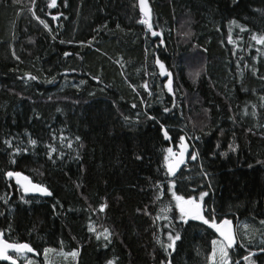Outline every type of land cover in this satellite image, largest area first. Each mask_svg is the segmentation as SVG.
Returning a JSON list of instances; mask_svg holds the SVG:
<instances>
[{
  "label": "trees",
  "instance_id": "16d2710c",
  "mask_svg": "<svg viewBox=\"0 0 264 264\" xmlns=\"http://www.w3.org/2000/svg\"><path fill=\"white\" fill-rule=\"evenodd\" d=\"M49 2L0 0V233L37 253L11 256L18 264L218 262L209 259L215 229L181 221L174 192L199 202L206 219L231 220L232 264H249L243 256L264 264V45L252 39L264 35V0H148L158 37L138 23L136 0ZM181 136L192 146L169 176L164 158L180 150ZM6 170L52 195L24 194ZM105 228L109 239H97ZM169 233L181 237L174 249L162 247Z\"/></svg>",
  "mask_w": 264,
  "mask_h": 264
},
{
  "label": "snow or ice",
  "instance_id": "6c2138e0",
  "mask_svg": "<svg viewBox=\"0 0 264 264\" xmlns=\"http://www.w3.org/2000/svg\"><path fill=\"white\" fill-rule=\"evenodd\" d=\"M33 2H35V0H33ZM136 2L139 5V11L141 13L142 18L138 21V23L140 24H144L147 26V31L151 32V35L153 37H158L161 34L157 31H154L152 28V25L149 22V17H150V9L148 8V5L146 3V0H136ZM56 7V0H50V2L48 3V8H54ZM35 18V15H34ZM57 17L53 16L52 19L55 20ZM40 23H44L43 21H40ZM46 28L48 27V25H44ZM242 31L245 29H241ZM185 35L190 36L191 33L187 32L185 33ZM252 39L255 40V42L257 44L260 45H264V35H255L253 34ZM159 43L163 44L164 41L161 40ZM65 56L70 55V53L65 52L64 54ZM155 64L156 66L159 68L160 70V75L161 76H166L168 77V80L166 83H164V88H167L170 94H173V89H172V78H171V73L168 72L165 68L164 63L161 62V60L159 58H157L155 60ZM199 73H195V76H198ZM27 79H31V80H35L37 79V77L35 76H31L28 75L26 77ZM145 90H148V85L145 84L144 85ZM135 107V105H134ZM165 112H168L169 109L165 108L164 109ZM255 114V113H253ZM149 119H154V117H149ZM160 131L163 133L165 140L169 139V134L166 131L165 127L163 125H161V129ZM63 139V138H62ZM4 143L7 145V147L9 149L13 148V145L11 144L10 141L5 140ZM36 141L35 140H29V144L32 146L36 145ZM181 147V152L179 154H172L173 155V161L171 163H167V172L168 175L171 176L175 173L176 169L179 168V166L181 164L184 163V153L186 151V146H185V137L181 136L180 137V145ZM69 147H71V144H69ZM232 151H235L236 149L234 147H232L231 145L229 146ZM21 151L20 148H15L13 154L19 153ZM26 151V149H25ZM55 151V149H50L48 152V156L51 159L52 158V153ZM167 151L171 154L172 150L171 149H167ZM221 155L223 156L224 153H221ZM192 159H196V153H191ZM136 159H141L140 156H137ZM165 161L167 162L169 160L168 156H165ZM15 161H13L14 163ZM3 175L8 178V179H12L15 178L16 184L20 185L23 188V191L25 193H28L30 191L32 192H38L41 195H45V196H50L52 195L51 192L48 191V189L40 184H34L31 181L28 180V178L26 176H22L20 172L14 171V170H6L4 171ZM205 178H207V175L205 174ZM157 187H159V185H157ZM172 185H169V191H171ZM207 195L206 192H201L200 193V200L202 201L203 198ZM173 199L176 201V208L179 210V214H180V220L187 223L188 219H193V220H200L201 222H203L204 224H207L209 227L214 228L221 237H223V241L224 243H221L219 249H217L216 245H217V241L213 240L212 241V245H213V252H212V256L209 257L210 260L213 259V257L216 256L217 251L219 252V261H213V264H232V261L230 259V253L228 251V249H232L233 245L236 242V236L232 231L231 228V221H229L228 219H224L222 221L219 222V226H217V221L216 219H206L205 216L202 214V210H201V204L191 198L185 199L181 196L176 195L174 192L172 193ZM106 205L101 204L99 211L103 212L105 209ZM215 211V210H213ZM149 212L147 209L144 210V215H148ZM165 219H167V217H165ZM261 225H264V219H262L260 221ZM165 227H168V225H165ZM245 227H247V225H245ZM90 232L95 233V228H93L92 226H89L88 229ZM100 235L104 236L105 240L109 239V235L110 232L107 228H105L103 230V233H99L96 234V238L99 239ZM168 241H170V243L167 244H162V247L164 248H173L175 247L176 241L180 240L181 237L179 235V233H176L175 235L169 233L168 237H167ZM243 247V245H241ZM9 250L14 251L16 253H22V252H29V253H33V254H37L34 252V249L32 247L29 246V244L27 243H11V242H7L5 239H3V234L0 233V260H7L10 261V264H16V260L8 255ZM52 251V249H48L46 248L44 250L45 254H47L48 252ZM261 252H264V248L260 249ZM67 255H71L72 257H76L78 255V251H72L71 253H67ZM246 262H249V264H251V262L249 261V257L248 256H243L242 257ZM107 264H114V262L112 260H108ZM236 264H238V262H236Z\"/></svg>",
  "mask_w": 264,
  "mask_h": 264
},
{
  "label": "water",
  "instance_id": "95a60500",
  "mask_svg": "<svg viewBox=\"0 0 264 264\" xmlns=\"http://www.w3.org/2000/svg\"><path fill=\"white\" fill-rule=\"evenodd\" d=\"M146 3H147V5H148V0H146ZM137 5H138V3H137ZM138 9H139V5H138ZM185 146H186V151H185V153H184V162H185V159H186V157H187V154H188V151H189V145H188V143H187V141H185ZM181 152V147H180V150H179V152L177 153V154H179ZM171 162H174L173 161V158H172V161ZM170 162V163H171ZM184 164L185 163H183V164H181L180 166H179V168H177L176 169V171H175V173L172 175V176H177L178 175V173L180 172V170L183 168V166H184ZM14 180H15V178H14ZM29 180V179H28ZM30 181V180H29ZM15 183H16V181H15ZM16 185H18V184H16ZM19 187H20V189L23 191V188L20 186V185H18ZM23 193L24 194H26V195H31V196H41V197H44L45 195H41L40 193H38V192H32V191H30V192H28V193H25L24 191H23ZM188 220H190V219H188ZM229 220V219H228ZM229 221H231V220H229ZM217 226H219V224H217ZM231 228H232V231H233V233L235 234V236H236V231H235V225L231 222ZM215 232H216V235H217V237L220 239V240H222L223 241V237H221L220 235H219V233L215 230ZM236 242H237V238H236ZM236 242H235V244H236ZM223 243H224V241H223ZM234 244V245H235ZM234 245H233V247H234ZM14 254H16V255H27V254H29V252H22V253H16V252H14V251H11V250H9V252H8V255H14ZM13 257V256H12ZM15 259V258H14ZM16 260V259H15ZM0 262L1 263H5V264H10V261H7V260H0ZM16 264H18V261L16 260Z\"/></svg>",
  "mask_w": 264,
  "mask_h": 264
},
{
  "label": "rangeland",
  "instance_id": "374dc122",
  "mask_svg": "<svg viewBox=\"0 0 264 264\" xmlns=\"http://www.w3.org/2000/svg\"><path fill=\"white\" fill-rule=\"evenodd\" d=\"M189 139V138H188ZM187 140V138L185 137V141ZM190 140V139H189ZM188 141V140H187ZM192 146V144H190V146H189V148ZM178 152H176V153H174V154H177ZM168 157H169V160H168V163H170L171 161H172V158H173V155H172V153L170 154L169 152H168ZM217 224H219V223H217ZM219 240L220 239H216V241H217V245H216V247H217V249H219ZM222 243H223V241L222 240H220ZM212 252H213V248H212ZM217 255H219V252L217 251V254H216V256ZM216 256L215 257H213V258H216Z\"/></svg>",
  "mask_w": 264,
  "mask_h": 264
},
{
  "label": "bare ground",
  "instance_id": "6f19581e",
  "mask_svg": "<svg viewBox=\"0 0 264 264\" xmlns=\"http://www.w3.org/2000/svg\"><path fill=\"white\" fill-rule=\"evenodd\" d=\"M179 152V151H178Z\"/></svg>",
  "mask_w": 264,
  "mask_h": 264
}]
</instances>
